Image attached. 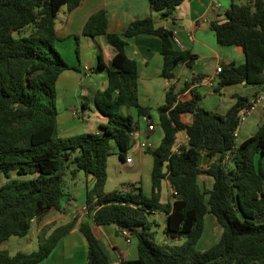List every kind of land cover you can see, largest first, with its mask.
I'll return each mask as SVG.
<instances>
[{"label": "trees", "instance_id": "obj_1", "mask_svg": "<svg viewBox=\"0 0 264 264\" xmlns=\"http://www.w3.org/2000/svg\"><path fill=\"white\" fill-rule=\"evenodd\" d=\"M81 0H0V170L24 177L0 184V243L11 235L24 236L34 218L49 209L61 210L67 194L65 177L79 170L91 176L86 183L84 204L98 225L113 223L136 238L137 256L128 264H264V119L255 132L236 142L233 134L242 108L249 107L264 91V0H231L224 18L212 19L210 28L220 45L235 46L244 61L221 64L214 91L244 81L258 86L251 96L234 93L235 102L224 113L200 103L202 94L192 76L180 88L170 82L164 101L156 106L160 142L147 149L153 157L151 187L106 191V161L113 148L125 158L131 146L130 132L137 116L150 107L137 97V62L125 52L127 38L156 34L161 39L160 75L171 79L174 68L191 66L196 53L179 47L173 30L156 25L150 15L128 22L122 32L107 28L104 8L91 13L82 32L101 34L114 48L106 66L107 84L94 94V106L104 116L96 131L59 136L56 128V80L70 67L55 47V21L59 9L71 10ZM183 0H149L151 9L169 16ZM28 28L27 33H22ZM103 67L98 61L94 69ZM105 67V66H104ZM187 89L186 94L183 90ZM184 130L186 144L173 149L176 133ZM259 155V156H258ZM201 175L213 178L207 187ZM167 179L174 196L161 202V182ZM165 213L163 240H155L150 213ZM206 213L220 225L218 238L205 249L197 248ZM75 224L50 223L38 232L37 248L9 253L0 249V264H33L45 258L62 235ZM87 249L85 263L112 264L88 219L78 226ZM47 230V231H46ZM181 240V241H178Z\"/></svg>", "mask_w": 264, "mask_h": 264}, {"label": "crops", "instance_id": "obj_2", "mask_svg": "<svg viewBox=\"0 0 264 264\" xmlns=\"http://www.w3.org/2000/svg\"><path fill=\"white\" fill-rule=\"evenodd\" d=\"M230 1L183 0L169 16H161L159 11L151 9L149 0H81L76 7L68 11L65 21L56 19L55 27L58 38L54 44L70 65L59 73L56 80L57 134L68 136L82 131H96L100 123L105 122L104 116L94 106V94L107 84L106 66L114 53V48L101 34L95 36L83 34V24L91 13L104 8L107 15V28L114 32H122L128 22L133 19L150 15L156 25H163L175 30L183 48H188L191 52L196 53L197 57L191 66L185 63L178 64L174 68L175 76L167 79L160 75L162 65L160 37L156 34H137L127 38L125 52L129 57L136 60L138 67V100L142 105L156 109V106L164 101L165 90L170 82H174L176 87L180 88L192 76L216 75L217 77V66L231 61L235 63L244 61V54L235 46L218 44L215 33L209 26L212 19L222 20L224 18V11ZM63 45L69 46L68 50L62 49ZM98 61H101L103 67L94 69ZM85 65L90 67L89 72L84 69ZM191 84L196 86L201 94L200 87L206 86L207 92L211 94L212 106L211 108L205 107L220 113H224L235 102L234 93L251 96L254 91L260 90L258 86L247 85L244 81L224 85L219 91H214L213 85L199 83L197 79ZM186 92L187 89H184L182 93L186 94ZM200 103L204 106L201 101ZM123 110H128L133 117L136 114L133 108L124 107ZM149 114L150 119L155 124L153 130L147 128V122L143 115H140L141 121L134 117L137 126L131 136V146L126 154L131 155V161L126 162L125 158H121L117 152L108 156L107 176L104 183L106 191L127 189L129 188L128 184H133L135 187H140L145 194H149L153 157L148 150L138 147V141L148 138L156 146L162 137L157 119L154 118L151 111ZM263 119L264 97L261 102L254 106L239 126L235 138L236 142L238 143L253 134ZM187 141L188 136L184 130L176 133L175 145L186 144ZM262 169L264 170L263 166ZM85 176L87 183L90 182L91 176ZM200 180L207 187H210L213 178L209 175H201ZM71 197L72 194L67 193V201L66 204H63V209L51 208L32 220L29 229L31 234L24 235L28 238H37L38 232L43 231V227L50 223L60 224L75 219L73 227L60 237L50 253L33 264L85 263L87 245L78 228L83 219L90 220L92 230L112 264H128L126 260H131L137 256L136 238L134 236L130 235L129 240H127V236L119 231L113 223L95 224L87 212H77L80 205L70 206ZM173 198L170 183L167 179H163L161 182V202H171ZM153 213H156V216L152 217L153 220H158V216L164 219L161 222L163 229L165 213L162 211ZM205 241L206 243L209 242L208 236Z\"/></svg>", "mask_w": 264, "mask_h": 264}, {"label": "rangeland", "instance_id": "obj_3", "mask_svg": "<svg viewBox=\"0 0 264 264\" xmlns=\"http://www.w3.org/2000/svg\"><path fill=\"white\" fill-rule=\"evenodd\" d=\"M235 1L245 2L247 0H235ZM68 11L69 10L66 9L65 6H62L57 13L56 19L57 20L61 19L62 21H65V18L68 14ZM28 30H29L28 28H24L22 33H27ZM61 48L62 49L64 48V50H66V49L68 50L69 46L67 47L66 45H63V47H61ZM109 62H110V60H109ZM200 89L202 91V97H201L200 101L204 104V106L211 108V106H212L211 99H210L211 94H209L207 92L208 88L206 86H201ZM202 98H204V99H202ZM150 111L152 112V115L154 116V118L157 119L158 118L157 110L150 107ZM134 117L138 118L139 121H141V119H142L140 116H136V114H134ZM116 152H117V149L114 147L113 152L111 154L116 153ZM107 159H108V157H107ZM260 159H261V164L264 168V155H262ZM106 165H107V161H106ZM85 175L86 174L84 173L83 170H79L77 172V174L75 175V177L71 178L69 175H67L65 177V179H66L65 180L66 191H67V193L72 194L71 203H70L71 207H74L76 205L81 206V204H84L85 188H86V183H87ZM29 176H30L29 174L17 175L14 171H10L9 177H7L0 170V184L5 182L8 178H13V177L27 178ZM66 197H67V194L61 197L62 204H66V201H67ZM153 216H156V213H150L149 214L150 218H152ZM158 218H159L158 220H160V221L158 222V220H156L155 224H153V229L155 230V232H154L155 240L157 242H160L161 240H163V238H165L163 229L161 227V222H163L164 219H161L160 216H158ZM220 229H221V227L215 221L213 215L206 214L205 215L204 230H203V233L197 242V248L205 249L208 246H210L212 243H214L216 240L215 238H217L219 236ZM30 234H31V231L28 232V235H30ZM207 236L209 237L208 243H206V241H205V239H207ZM178 241H181V240H178ZM37 244H38V240L35 237L28 238V236L11 235V236H9V238H7L6 240H4L0 243V249H7L9 251V253H14L17 250L31 251V250L37 248Z\"/></svg>", "mask_w": 264, "mask_h": 264}, {"label": "built area", "instance_id": "obj_4", "mask_svg": "<svg viewBox=\"0 0 264 264\" xmlns=\"http://www.w3.org/2000/svg\"><path fill=\"white\" fill-rule=\"evenodd\" d=\"M173 32H174V34H173V40H174L175 44L177 46H179V47H183L182 42H181L179 36L177 35L176 31L173 30ZM189 36L191 37V34L190 33H189ZM84 69L86 70V72H89L90 71V67L88 65H85L84 66ZM219 70H220V65L216 67V73H218ZM215 77H216V75H213V76L205 75V76L201 77L198 82L199 83H203V84H207V85H214L215 84V80H216ZM263 97H264V91L263 90L262 91H259L254 97L251 98L252 104L249 107L242 108V110L240 112V115H239V118H238L237 127L234 130V132H233V134H234L235 137L237 136L238 128L241 125V123L246 119V117L251 112V110L254 108V106L257 103H259V102H261L263 100ZM143 117H144V119L147 122V128L149 130H153L155 128V124L150 119L151 117L148 116V115H143ZM133 134H134V130H132L130 132V135L131 136ZM179 145H174L173 149L176 150ZM138 147L147 150V149H153L155 146H154V144H153V142L151 140H149L148 138H143V139H141V140L138 141ZM125 161L126 162L131 161V155L130 154H128V155L125 156ZM77 212L86 213L87 212V206L85 204H82L78 208ZM121 231H122V233L124 235L127 236V240H129V236L131 235L129 233V231L127 229H122Z\"/></svg>", "mask_w": 264, "mask_h": 264}]
</instances>
